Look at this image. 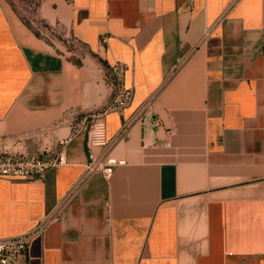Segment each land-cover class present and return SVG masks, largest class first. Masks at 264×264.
I'll use <instances>...</instances> for the list:
<instances>
[{
    "label": "crops",
    "instance_id": "obj_1",
    "mask_svg": "<svg viewBox=\"0 0 264 264\" xmlns=\"http://www.w3.org/2000/svg\"><path fill=\"white\" fill-rule=\"evenodd\" d=\"M115 61L134 93L105 178L74 123ZM62 138L43 178L0 176V237L59 215L28 264H264V0H0V146Z\"/></svg>",
    "mask_w": 264,
    "mask_h": 264
},
{
    "label": "built area",
    "instance_id": "obj_2",
    "mask_svg": "<svg viewBox=\"0 0 264 264\" xmlns=\"http://www.w3.org/2000/svg\"><path fill=\"white\" fill-rule=\"evenodd\" d=\"M36 30L43 37L50 38L46 28ZM106 42V37L102 38ZM128 65L121 61H115L107 67V81L113 90V98L102 109L85 114L74 123L76 131L87 132V145L89 149V162L87 171H99L105 178H110L117 166L125 165L126 159L118 158L109 154L112 139L107 134L106 114L111 110L126 107L132 100L133 88L125 85V75ZM149 108L143 106L138 114L148 113ZM153 124L160 126V118H154ZM127 133L124 127L120 134ZM66 138L60 139V146L53 154H38L27 157L21 153L0 151V176L23 177L27 179L43 178L47 169L67 162V155L64 148ZM170 146V141L164 143ZM56 212L48 213L41 221L28 231L13 235L0 237V264H28V248L36 235L42 234L47 225L58 219Z\"/></svg>",
    "mask_w": 264,
    "mask_h": 264
},
{
    "label": "rangeland",
    "instance_id": "obj_3",
    "mask_svg": "<svg viewBox=\"0 0 264 264\" xmlns=\"http://www.w3.org/2000/svg\"><path fill=\"white\" fill-rule=\"evenodd\" d=\"M59 146H60V143L57 142L56 144H46L44 148L39 149V150L38 149H36V150L35 149L34 150H28V149H26V147H21V148H16V149H13V148L5 149L4 148V144L1 143L0 151L3 150V151H9V152H12V153H21L22 155L24 154L27 157H32L34 155H38V154H42V153L51 155V154H53V152L55 150L58 149Z\"/></svg>",
    "mask_w": 264,
    "mask_h": 264
},
{
    "label": "trees",
    "instance_id": "obj_4",
    "mask_svg": "<svg viewBox=\"0 0 264 264\" xmlns=\"http://www.w3.org/2000/svg\"><path fill=\"white\" fill-rule=\"evenodd\" d=\"M36 32H38L37 30H36ZM39 33V32H38ZM40 34V33H39Z\"/></svg>",
    "mask_w": 264,
    "mask_h": 264
}]
</instances>
